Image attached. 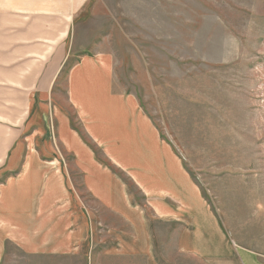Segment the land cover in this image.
Instances as JSON below:
<instances>
[{
  "label": "crops",
  "instance_id": "0c3cea01",
  "mask_svg": "<svg viewBox=\"0 0 264 264\" xmlns=\"http://www.w3.org/2000/svg\"><path fill=\"white\" fill-rule=\"evenodd\" d=\"M89 1L0 0V264L10 247L95 244L131 264H264L229 243L138 99L115 91L112 56L68 66Z\"/></svg>",
  "mask_w": 264,
  "mask_h": 264
},
{
  "label": "rangeland",
  "instance_id": "374dc122",
  "mask_svg": "<svg viewBox=\"0 0 264 264\" xmlns=\"http://www.w3.org/2000/svg\"><path fill=\"white\" fill-rule=\"evenodd\" d=\"M70 48L69 67L112 56L115 91L138 99L229 243L264 262V0H90ZM95 245L40 258L10 247L3 264H131Z\"/></svg>",
  "mask_w": 264,
  "mask_h": 264
}]
</instances>
